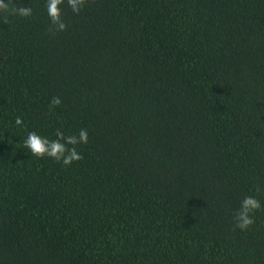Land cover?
<instances>
[{
  "label": "trees",
  "instance_id": "trees-1",
  "mask_svg": "<svg viewBox=\"0 0 264 264\" xmlns=\"http://www.w3.org/2000/svg\"><path fill=\"white\" fill-rule=\"evenodd\" d=\"M8 2L0 264H264V0ZM81 129L67 166L22 144Z\"/></svg>",
  "mask_w": 264,
  "mask_h": 264
},
{
  "label": "clouds",
  "instance_id": "clouds-1",
  "mask_svg": "<svg viewBox=\"0 0 264 264\" xmlns=\"http://www.w3.org/2000/svg\"><path fill=\"white\" fill-rule=\"evenodd\" d=\"M63 3L64 0H46V13L50 22L55 26L56 31H64L66 29V24L62 19ZM19 4V7L14 4L10 7L8 0H0V12L25 18L33 15V9L30 6H23L20 2ZM67 4L73 13H79L84 5V0H67ZM60 103L59 97H53L50 101L53 106H58ZM15 125H23L21 117L17 116L15 118ZM55 136L56 139H49L47 136H41L36 131H29L26 137L23 138L22 144L33 156L37 158H52L65 166L82 158L75 145L88 142L87 130L81 129L78 137L76 135L65 136L61 131L57 130ZM261 207L260 200L255 196H244L234 216L236 227L245 230L251 226L254 223L253 213Z\"/></svg>",
  "mask_w": 264,
  "mask_h": 264
}]
</instances>
